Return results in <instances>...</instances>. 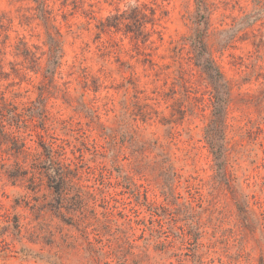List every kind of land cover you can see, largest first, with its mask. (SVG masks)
<instances>
[{
	"label": "rangeland",
	"instance_id": "obj_1",
	"mask_svg": "<svg viewBox=\"0 0 264 264\" xmlns=\"http://www.w3.org/2000/svg\"><path fill=\"white\" fill-rule=\"evenodd\" d=\"M204 3L226 182L196 0H0V264H264V0Z\"/></svg>",
	"mask_w": 264,
	"mask_h": 264
},
{
	"label": "trees",
	"instance_id": "obj_2",
	"mask_svg": "<svg viewBox=\"0 0 264 264\" xmlns=\"http://www.w3.org/2000/svg\"><path fill=\"white\" fill-rule=\"evenodd\" d=\"M196 6L197 18L195 22L198 28L196 27L194 33L190 36L189 42L194 55L195 64L206 74L213 93V112L212 118L205 129V141L215 162L218 177L222 178L226 182L227 147L225 141V118L230 97L229 85L225 81L222 73L209 53L204 38L205 30L200 29L201 26H206L207 24L206 18L208 10L204 0H196ZM150 13V22L153 25L156 10L150 9ZM133 15L135 23H138L140 18L146 17L142 8L139 7L134 9ZM49 49L50 60H48L47 65H55V55L58 52V48L50 46ZM41 148L44 150L45 156L41 163L42 170L44 171L46 180L48 181V186L55 194H59L61 183L64 178L63 170L54 163L50 150L42 145ZM164 190H166L164 191L166 195H173V188L170 182L165 185ZM239 209H241V207H239Z\"/></svg>",
	"mask_w": 264,
	"mask_h": 264
}]
</instances>
